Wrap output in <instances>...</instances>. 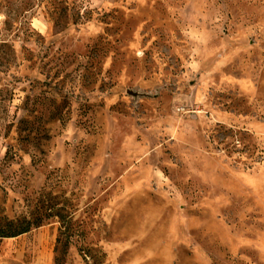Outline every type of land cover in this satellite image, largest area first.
<instances>
[{"label":"rangeland","instance_id":"374dc122","mask_svg":"<svg viewBox=\"0 0 264 264\" xmlns=\"http://www.w3.org/2000/svg\"><path fill=\"white\" fill-rule=\"evenodd\" d=\"M22 219L0 264H264V0H0Z\"/></svg>","mask_w":264,"mask_h":264},{"label":"trees","instance_id":"16d2710c","mask_svg":"<svg viewBox=\"0 0 264 264\" xmlns=\"http://www.w3.org/2000/svg\"><path fill=\"white\" fill-rule=\"evenodd\" d=\"M34 221L36 220L22 219L12 220V222L6 221L4 225H0V238H12L26 234V232L30 230V226L33 225Z\"/></svg>","mask_w":264,"mask_h":264},{"label":"crops","instance_id":"0c3cea01","mask_svg":"<svg viewBox=\"0 0 264 264\" xmlns=\"http://www.w3.org/2000/svg\"><path fill=\"white\" fill-rule=\"evenodd\" d=\"M47 264H51V262L50 263H47Z\"/></svg>","mask_w":264,"mask_h":264}]
</instances>
